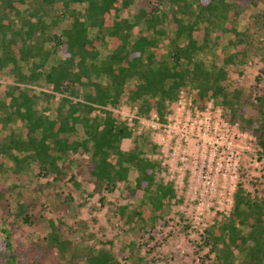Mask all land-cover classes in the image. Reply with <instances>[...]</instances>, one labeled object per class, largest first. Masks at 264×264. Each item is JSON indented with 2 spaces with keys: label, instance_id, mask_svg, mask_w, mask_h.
Listing matches in <instances>:
<instances>
[{
  "label": "trees",
  "instance_id": "16d2710c",
  "mask_svg": "<svg viewBox=\"0 0 264 264\" xmlns=\"http://www.w3.org/2000/svg\"><path fill=\"white\" fill-rule=\"evenodd\" d=\"M255 1L261 9L240 29L241 0H0V71L12 79L0 84V170L18 179L34 165L38 176L51 178L40 185L51 191L60 181L77 187L84 174L102 201L101 193L133 169L134 187L146 194L155 219L176 191L158 177L160 163L147 157L160 149L151 132H133L115 107L125 101L138 114L156 111L163 119L180 90L201 110L216 101L226 121L254 136L264 157V89H246L229 75L230 66L250 57L264 74V0ZM221 44L206 64L200 54ZM40 83L51 92H36ZM243 168L228 215L218 213L199 235V247L208 248L201 264H264V195L246 191ZM7 191L0 188V264H122L106 246L111 241L79 247L54 227L26 244L22 225L31 224L35 203L27 195L13 209ZM124 209L118 214L125 224L149 218L147 209Z\"/></svg>",
  "mask_w": 264,
  "mask_h": 264
},
{
  "label": "rangeland",
  "instance_id": "374dc122",
  "mask_svg": "<svg viewBox=\"0 0 264 264\" xmlns=\"http://www.w3.org/2000/svg\"><path fill=\"white\" fill-rule=\"evenodd\" d=\"M253 1L241 0L243 10L238 23L240 29L245 28L250 14L262 7L259 1ZM122 15L125 13L123 12ZM224 43L225 40L222 41V44ZM222 44L218 45L216 49L200 54L206 64H210ZM260 68L259 59L250 57L244 65L230 66L229 75L234 84L243 85L246 89L255 87L253 88L255 92H261L264 89V74L258 73ZM256 75H260L258 81L255 80ZM11 80L8 72L0 71L2 87L7 86ZM40 90L51 92L49 86L44 83L35 84V91ZM57 97L59 95L56 96L55 100ZM39 104L42 106L45 102L40 101ZM50 104L51 107L55 105L53 101ZM214 104L215 106L218 105L216 101ZM12 127L14 130L22 128L20 123H13ZM128 145L129 139H124L121 143L123 149H127ZM250 148L252 152H255L252 142ZM190 150H192V154L195 153L193 148ZM149 154L151 153H148L147 157L152 158ZM251 156V152L250 154L244 153L239 162L245 168H243L245 175L242 180L246 191L259 197L264 195V167L255 166L251 163ZM153 159L159 161L158 158ZM191 159L193 157L188 156L187 163ZM2 165L8 168L10 161L3 159ZM164 166H161L162 170L158 177L165 182V177H168L169 173ZM162 172H165L164 175ZM82 175L77 177L79 182L77 187H73L69 182L60 181L51 191L50 187H40L41 184H45L51 178L38 176L34 165L29 170L24 171L18 179L13 178L9 170H0V188H8L5 197L10 200L13 209L16 199L24 198L27 195H30L35 203L31 224L22 225V234L24 235H21V238L23 236L22 240L26 244L34 241L37 237L50 233L54 227L58 229L61 238L70 240L79 247H97L100 241H111L112 244H106V246L122 264H201V257L207 253L208 248L199 247V235H203L204 230L213 224L212 213L216 207L223 209V211L231 207L226 200L228 190L219 186L223 182L219 175L216 179L217 187L203 193L202 199L205 200L203 205L200 206V200L197 198L191 203L188 200L187 202L184 201L186 195L188 197L192 195L200 197L201 195L199 188L194 194L193 190L187 193V188L184 187L180 194V199H182L179 202L170 201L161 210L160 215L154 217L155 219L151 217L152 209L146 199V194L134 187L135 170L131 169L127 179L117 183L112 192L103 191L101 193L104 196L102 201L99 200L100 194L92 193L93 185L84 177V174ZM214 178L216 177L214 176ZM237 179L236 172L233 183ZM175 191L178 192V190ZM69 195L71 199L64 202V197ZM143 203H145L144 207L142 206ZM123 205L125 206V214L132 209H137V211L147 209L146 211H150L149 218L147 217L146 221L138 219L132 224H125L118 214V209ZM199 212L202 214H199V218H197ZM217 214L216 220L219 218ZM58 216L61 217V220L58 219ZM1 225L0 222V227ZM145 231H150L149 234L153 238H148L151 236ZM141 235L143 236L141 237ZM0 244L5 245L1 231ZM49 255L46 259L47 263H51L56 254L51 252ZM235 255L236 258L241 257L238 252H235Z\"/></svg>",
  "mask_w": 264,
  "mask_h": 264
},
{
  "label": "built area",
  "instance_id": "2783aa9c",
  "mask_svg": "<svg viewBox=\"0 0 264 264\" xmlns=\"http://www.w3.org/2000/svg\"><path fill=\"white\" fill-rule=\"evenodd\" d=\"M115 111L133 132L137 134L144 131L151 132L152 140L160 149L157 153L149 155L152 156L151 159L158 158L162 167L165 165L169 173L168 177H165V182H171L174 189L179 192H176V196L171 201L180 199L184 187L187 188V193L193 190L194 194L199 188L200 197L186 195L183 200L191 203L197 198L200 200V206L203 205L205 202L202 199L203 193L217 187L216 179L219 175L223 181L219 186L228 190L226 200L231 206L235 187L233 179L242 155L251 152L250 162L255 166H264V157L252 152L250 148L254 136L239 129L237 123L231 124L226 121L222 117L221 108L219 105L215 106L212 99L201 110L193 104L191 96L180 90L163 119H160L155 111L145 115L138 114L137 106L125 101L118 104ZM190 148H193L194 154ZM190 155L193 159L187 163ZM164 173L162 172V175ZM229 210L230 208L223 211L216 207L212 213V223L215 222L217 213L224 217L228 215ZM199 214L202 212L198 213L197 218Z\"/></svg>",
  "mask_w": 264,
  "mask_h": 264
}]
</instances>
